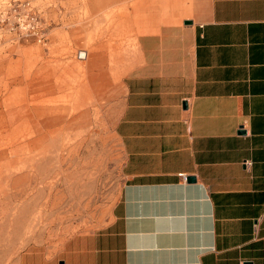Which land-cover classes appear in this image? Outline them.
<instances>
[{
	"label": "crops",
	"instance_id": "0c3cea01",
	"mask_svg": "<svg viewBox=\"0 0 264 264\" xmlns=\"http://www.w3.org/2000/svg\"><path fill=\"white\" fill-rule=\"evenodd\" d=\"M124 6L121 181L109 218L58 250L23 251L18 264H264V0ZM17 112L36 131L61 121L38 120L31 104Z\"/></svg>",
	"mask_w": 264,
	"mask_h": 264
},
{
	"label": "rangeland",
	"instance_id": "374dc122",
	"mask_svg": "<svg viewBox=\"0 0 264 264\" xmlns=\"http://www.w3.org/2000/svg\"><path fill=\"white\" fill-rule=\"evenodd\" d=\"M125 2L0 0V264H18L34 247L58 250L109 218L121 181L114 124L124 88L114 45L128 34ZM32 16L45 39L21 36ZM47 84L54 91L34 90ZM26 104L38 120L59 112L61 121L36 131L17 112Z\"/></svg>",
	"mask_w": 264,
	"mask_h": 264
},
{
	"label": "built area",
	"instance_id": "2783aa9c",
	"mask_svg": "<svg viewBox=\"0 0 264 264\" xmlns=\"http://www.w3.org/2000/svg\"><path fill=\"white\" fill-rule=\"evenodd\" d=\"M29 24L23 25V22L20 23L21 25V36L23 38H29L32 36L37 37L38 39H45L46 38V32L42 30L43 21L40 20L38 17H31ZM32 23V24H31ZM21 36H19L21 38ZM87 55V52H86ZM81 58V57H80ZM184 179L187 180V176L183 175Z\"/></svg>",
	"mask_w": 264,
	"mask_h": 264
},
{
	"label": "water",
	"instance_id": "95a60500",
	"mask_svg": "<svg viewBox=\"0 0 264 264\" xmlns=\"http://www.w3.org/2000/svg\"><path fill=\"white\" fill-rule=\"evenodd\" d=\"M79 57L85 58L86 57V51L81 50L79 52ZM188 180H193V177H188Z\"/></svg>",
	"mask_w": 264,
	"mask_h": 264
},
{
	"label": "bare ground",
	"instance_id": "6f19581e",
	"mask_svg": "<svg viewBox=\"0 0 264 264\" xmlns=\"http://www.w3.org/2000/svg\"><path fill=\"white\" fill-rule=\"evenodd\" d=\"M108 27H109V26H108ZM108 27H107V28H108ZM108 29H109V28H108ZM57 86H58V84H57ZM68 127H70V128H71V126H68ZM53 131H54V133H55V132H58L59 130H58V131H56V130L54 129ZM59 132H61V130H60Z\"/></svg>",
	"mask_w": 264,
	"mask_h": 264
}]
</instances>
